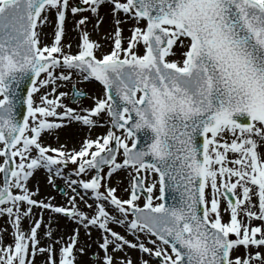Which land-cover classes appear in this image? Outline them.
<instances>
[{"label": "snow or ice", "instance_id": "6c2138e0", "mask_svg": "<svg viewBox=\"0 0 264 264\" xmlns=\"http://www.w3.org/2000/svg\"><path fill=\"white\" fill-rule=\"evenodd\" d=\"M104 3L116 25L112 50L98 56L100 46L82 31L77 52L65 51L72 47L61 43L66 15H95ZM49 13L54 42L45 45L39 26L53 23ZM118 13L136 25L126 46ZM87 20L81 16L77 26ZM177 44L182 59H169ZM74 71L104 86L103 98L91 108L67 107L61 102L67 94L56 92L57 82L71 80ZM102 118L111 125L106 134L85 138L78 148L43 142V133L64 124L91 129L102 126ZM261 146L264 0H0V215L7 214L13 228L11 243L0 240V264H34L37 253L47 254V264H76L74 251L88 247H76L79 228L67 241L51 239L49 230L41 246L33 207L74 220L89 238L96 228L101 264H133L128 249L149 257L139 264L153 257L155 264H264L259 250L232 255L240 246L264 247V230L251 223L264 224ZM69 163L76 177L67 180L75 194L70 208L32 198L27 182L35 170L63 177ZM121 169L131 178L126 199L107 186ZM167 192L174 194L171 203ZM77 196L91 215L77 208ZM24 218L32 221L27 232Z\"/></svg>", "mask_w": 264, "mask_h": 264}, {"label": "rangeland", "instance_id": "374dc122", "mask_svg": "<svg viewBox=\"0 0 264 264\" xmlns=\"http://www.w3.org/2000/svg\"><path fill=\"white\" fill-rule=\"evenodd\" d=\"M76 2H78V0H70V3H76ZM104 4L105 5H103V6H109L110 8H108V10L111 11V5L108 4V3H104ZM101 6H102V4H101ZM101 6L98 9V13H99L100 10H102V7ZM95 15L92 14V13H90V12L77 13L75 16H73L71 13H69V14L66 15L65 31H64V36L62 37L61 43L65 42V44H66V41H68L70 39V37H71V41L69 40V43L72 46L71 49H69V51L71 53L74 54V53L77 52V50H78L77 49V45L81 42L80 38H81L82 31H87L88 32V35H89V39L91 41H94V42H96V40L94 39L95 36H94V33L92 32V30L95 29L99 33V35H101L104 32V29L106 28L105 27L104 20L102 19V21L99 23V25L96 26V24H97V23H95L96 17H93ZM116 15H117L118 18H120L121 20H124L125 21L124 23L120 24L119 27L122 30V32H121L122 38H124V35H126L125 36V39L126 40H125V42L123 41V45L126 46L127 40L130 37V35H131V29L133 27H135L136 25H135V23H134L133 20L128 19L124 14L118 13ZM49 16H51V19H49V20L50 21H53V23L45 22L43 25H40L39 26V31H40L41 28H45V27L47 29H49L48 30V33H47L48 41L45 40L46 43H47V45H51L54 42V31H55L54 16L51 13H49ZM81 16H87L88 17V20L86 21V24L85 25H81V26L78 27L77 26V21L81 18ZM110 16H111V19H110V23H109V29L107 28L108 31H105V32H108L107 42H108L109 46L107 47V49H106V51H105L104 54L109 53L112 50L113 46H114L113 45V40H114V35L113 34H114V31H115L116 25H115V22H114V19H113V14H110ZM127 22H129V23L127 24ZM125 24H127V25L124 26ZM138 49H139V46H138ZM138 49L136 51H138ZM98 50H97V53H98ZM173 50H174V52L176 54L174 56L169 57V59H174V60H180V59H182V57L180 55L182 49L178 46V44L177 45H174V49ZM138 54H139V51H138ZM77 79H80L81 82L84 85L82 83L78 85V80ZM58 84H59V86H63L64 88L58 89V87H57L56 92L57 93L64 92V93L67 94V95L61 97V102L64 105H66L67 107H72V108L76 109L77 111H80L81 109L91 108V107L94 106L95 99L96 98H103V96H97V97H94V98H88L87 95H89L90 89L87 86H85V85H88V84L85 83L83 77L80 76V75H78L75 71L72 74V79L71 80H69V81H59ZM94 84L96 86H98V84H96V83H94ZM99 86H98V88L99 89L100 88L102 89V87L101 86L99 87ZM74 88H76L77 90H79L78 92H80V93H85L86 94V97L84 99H79L75 103H72V91H73ZM101 89H100L101 95H104V91H103L104 89H102V90ZM42 92H44V89H41V93ZM41 93H36L35 95L38 97ZM57 111H60V110L57 109ZM104 119H106V118H102V120H101V124H102V126H103L104 129L100 133H97L95 130L92 131L91 129L86 128V126L84 127L83 125H81V124H79L77 122H73L71 124H76L77 127L79 126L81 129H84V131L86 129L88 132L86 134H84V133H78V130H80V129L75 128L72 131V134L71 135H69L70 134V131H69L68 133H66L65 135L62 136L64 138L63 139L64 143H58L56 141V139H55V138H57V136L55 135V133L59 132V130L63 133L64 130L66 128H69L70 125H71V124H64L63 127H61L60 129L56 130V132L53 133V134H51V135H49L47 132L43 133L42 134L43 142H44V144L49 145V146L54 147V148L55 147H59L61 144L66 145V147L69 148V149H71V148H78L80 146V144H81V142H82L83 139H85V138H92L93 139V137L95 139L98 136H102V135L106 134V131L108 130V128H110V123H108V124L105 125L104 124ZM65 125H66V127H65ZM225 139H227V137H225ZM262 150H261V152L264 153V149H262ZM232 156H233V154L232 153H229V157L231 158ZM118 159H119V157H118ZM74 168H75V165H72L71 163H69V165L66 168L63 169V173H64V176L63 177L56 176L54 174H49V172L47 171V169L40 168V169L35 170V172L33 173L32 177L29 178L28 182L31 181V180H33L35 178V175L37 173L42 172L44 174L43 175L44 183L49 188V192L48 193H50V195H53L52 197H50V199L48 201H52L51 204L53 203V201H56L55 202V205L56 206H62V207L70 208L71 207V204L69 203V201H70L69 195H67V194L66 195H62L61 194V187H65V188L68 187L67 191L72 192V187L69 186V184L67 183V180H69V179H76V177H75V175L73 173V169ZM50 175H51L52 182H49V176ZM118 176H120L119 172L118 171L114 172L112 174V176L107 179V186L108 187H115L116 188V195L119 198H121V199H126V198H128V191L127 190H129L130 187H131V178H130V175H129V171H126V170H123L122 169V176L124 177V179L126 181V187L125 188H124L123 185L119 184L118 181H116L119 178ZM152 178H154V177H150V178H148V179L145 180L146 186L151 182V179ZM28 182H27V184H28ZM80 190L82 192L81 194H83L82 189H79V191ZM103 190L104 189L102 188L101 191H103ZM14 191H16V190H14ZM69 194L71 196H73L74 193L73 194L69 193ZM156 195H158V192L154 190L153 196L155 197ZM34 197L35 198L37 197L38 199H43L44 198V197H39L38 194H34ZM87 197H89V199H93L91 197V195L85 196V198H87ZM45 200H47V199H45ZM45 200H42V201H45ZM89 202L87 200V204H93V201H90L89 200ZM159 202L160 201L154 200V203H159ZM83 203H84V201H83ZM137 203L140 204V205H143V203H144L143 198L140 197V199L137 201ZM87 204L84 203V205H82L81 207L79 206V204H77V208L79 210L85 212V214L91 215L93 210L90 209V208H88V206L86 207ZM94 207H95V205L93 204V208ZM224 207H225V204H224L223 201H221V215H222L223 220L226 221L228 219V213L224 212ZM5 216H7V214L1 215V217L4 218V222H2V223H4V224L6 223L7 224L9 218L6 217V220H5ZM129 218H131V217H129ZM64 220L71 221L70 222L71 224L69 225L70 228H71L69 232L71 234L73 233V230L76 229V228H79V231L81 230L82 226L79 225V224H77L76 222H74L72 219L66 218ZM2 223H0V225ZM21 223H24V220L23 219L21 220ZM251 223H252V226H261L262 227V230H264V224H262L261 221L253 220ZM6 224L4 225L5 227H0V236H2L3 233L9 232V230L10 231H13V229L11 230ZM31 224L32 223L29 224V228H30ZM110 227L114 231L119 232L121 235H125L127 239L134 240V237L132 235L128 234L123 227L122 228L124 229L125 232H123V230H122L121 227H118L116 225H110ZM97 232H98V230H97ZM140 236H141V239L144 238L143 234H140ZM0 240H1V238H0ZM67 240L64 239V241H67ZM81 242H82V240L80 239V236H79V243H81ZM93 243H94V246H97V243H95V241ZM147 246L148 247H152L151 244H148ZM241 247L242 246H240L238 249H241V252H240L241 255L242 256H245L246 253H245L244 250H242ZM250 250H251V252L257 251L256 248H253L252 249V247L250 248ZM128 251H131L132 252L133 249L132 250L131 249H128ZM261 251H262V249H261ZM141 256H142V259H149V257L146 254H141ZM155 259L156 258H154V257L151 258L149 260V264L155 263ZM137 264H139V261H138Z\"/></svg>", "mask_w": 264, "mask_h": 264}, {"label": "bare ground", "instance_id": "6f19581e", "mask_svg": "<svg viewBox=\"0 0 264 264\" xmlns=\"http://www.w3.org/2000/svg\"><path fill=\"white\" fill-rule=\"evenodd\" d=\"M103 5H105V4H102V6H101L102 10H100L99 13H97L95 16H93V17H96L95 23H97V20H99V23H100L103 19L105 22V27H106V28L104 27L105 28L104 32L101 35H99V33L95 29L92 30V32L94 33V36H95L94 39L96 40V42L100 46L98 53H97L98 56L101 53L104 54L107 47L109 46V44L107 42L108 32H105V31H108V29H109V23H110V19H111L110 14H112V12L110 10H108V8H110L109 6H103ZM48 18L51 19V16H49ZM128 23L129 22H127V24ZM127 24H125L124 26H126ZM48 30L49 29H47L46 27L40 29L41 43L45 44V45H47L46 41H48V38H47ZM125 36L126 35H124V38H122V43H123V41L125 42V40H126ZM69 40L71 41V37ZM69 40L66 41V44H65V42H63L62 44L66 46L69 43ZM65 51H69V49L67 47H65ZM77 80H78V85L82 83L80 79H77ZM84 82L88 84L85 86H87L90 89V93L88 95V98L103 96V95H101L100 89L95 84L88 82L85 79H84ZM62 88H64V87L63 86L58 87V89H62ZM58 110H60V109H58ZM65 127H66V125H65ZM75 128L80 129V130H78V133L86 134L88 132L86 129L84 131V129H81L79 126L77 127L76 124H71L70 127L66 128L63 133L60 130H59V132L55 133V135L57 136V138H55L56 141L58 143H64V141H63L64 138L62 136L65 135L66 133H68L69 131H70L69 135H71L72 131ZM86 128H88V127H86ZM103 129H104L103 126H97V127L91 128L92 131L95 130L97 133L102 132ZM262 149H264V146H261L259 148V151H261ZM119 174H120V176H118L119 178L116 181H118L119 184L123 185L125 188L126 187V181H125L124 177L122 176V172H120ZM43 175L44 174L42 172L37 173L35 175V178L28 182L27 186H28V189L31 193L38 194L39 197H44L43 199H38L37 197L35 198L33 195L32 196L33 199H36L38 201H42V200L47 199L43 202L51 203L52 201H48V200L53 195H50V193H48L49 188L44 183ZM87 200L89 202L88 198H87ZM90 201H93V199H90ZM55 202L56 201H53L52 204L55 205ZM24 207H25V205H21L22 210ZM86 207H87V205H86ZM64 219H65L64 216L62 217L59 215H55V214L51 213L49 210H46V209L42 210V209L37 208V207L32 208V220H40V222H41V226L37 230V238H38V240H40L41 246H44L49 241V236H48L49 230H51V233H52L51 239H60L61 237H63V239L67 240L70 236H72L73 233L71 234L69 232L71 229L69 225L71 223H70V221H66ZM23 220H24V223H21V226H22L21 228L27 232L29 230V224L32 223V221H30L28 218H24ZM2 222H4V218L0 217V223H2ZM8 222H9L10 226L12 227L10 220H8ZM2 224L0 225V227H3L4 224L3 225ZM122 230H123V232H125L123 228H122ZM12 233H13V231L9 230V232L3 233L2 236H0L1 240L3 241V243L5 245H7L13 241ZM79 235H80V239L82 240V242L78 244V247L77 246L76 247L79 248L81 245H83L85 243L88 245V247L85 248L84 253H79V252L74 251V255L76 257V264H101L100 260L102 259L103 253H102V251H100L98 249L97 246H94V243H93L94 241H97V239L100 236V233L97 232V229L96 230L91 229V237L89 238L85 234V230L82 227ZM54 247L59 248L60 245H55ZM242 250H244L245 253L247 254V252L250 251V248L248 250H245L244 248H242ZM258 250L261 251V248ZM240 252H241V249H236L233 251L232 255L242 256ZM261 252H262V254H264V247L262 248ZM126 254H127L128 258L133 261V264H137L138 261L142 258V256L139 255L135 249H133L132 252L127 250ZM117 257L119 258V254H117ZM46 258H47L46 253H37L35 256V259H34V264H47Z\"/></svg>", "mask_w": 264, "mask_h": 264}, {"label": "water", "instance_id": "95a60500", "mask_svg": "<svg viewBox=\"0 0 264 264\" xmlns=\"http://www.w3.org/2000/svg\"><path fill=\"white\" fill-rule=\"evenodd\" d=\"M92 80H94V81H96L94 78H91ZM98 82V81H97ZM173 193H171V192H167L166 193V201L168 202V203H171V201H172V197H173ZM175 195H178V194H175Z\"/></svg>", "mask_w": 264, "mask_h": 264}]
</instances>
